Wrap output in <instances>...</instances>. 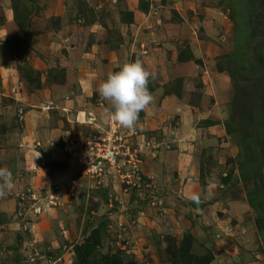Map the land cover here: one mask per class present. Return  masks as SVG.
I'll list each match as a JSON object with an SVG mask.
<instances>
[{"label":"rangeland","instance_id":"374dc122","mask_svg":"<svg viewBox=\"0 0 264 264\" xmlns=\"http://www.w3.org/2000/svg\"><path fill=\"white\" fill-rule=\"evenodd\" d=\"M136 1L0 0V47L13 49L21 59H26L31 50L37 52L42 48L53 57L52 49L60 48L62 44L65 49L75 46L87 49L90 37L99 36L96 38L101 47L94 46L90 55H80L82 66L77 67L79 71H72L66 86L76 87L81 78L83 84L85 80L92 83L91 96L86 84H82L85 90L80 88L79 91L81 98L87 99V105L88 96L94 102L96 122H91L93 115L87 121L92 129L97 127L96 137L113 139L121 150L113 165L100 164V168L105 169L102 178L92 177L93 169L85 158L94 155L86 152L94 137V133L88 131H75L74 140L64 142L66 147L61 148L60 154L56 152L60 156L46 153V157L45 152L40 153L38 161L50 159L51 162L58 157L67 166V171L49 175V169L41 166L36 158L25 161L21 157L23 150L18 148V142L15 143L19 131L15 128L22 126L19 119L14 121L13 118L14 114L20 115L18 118L22 120L25 112L22 106L16 105L14 98L21 93L22 86L17 75H0L1 81L2 78L7 81L0 84V103L13 100V104L5 103L0 107V125L4 123L8 131L5 133L9 134L0 140L14 145L13 151L5 149L7 146L2 147L4 144L0 147V169L10 172L13 184L11 190L4 189L0 195V207L5 204L0 211V222L4 221L0 225V264H79L70 253V243L83 241L90 228L101 221L108 229V236L114 234L118 226L124 229V235L115 233V238L123 243L121 256L128 264H171L166 248L172 242L173 246L178 245L186 232L193 236V254L213 256L209 264H264V240L255 226V219L264 215V207L258 204L264 200V192L256 196L252 208L247 202V193L255 183L238 180L237 166L244 156L241 137L248 134L245 126L248 119H252L253 135L264 140L261 102L252 97L254 89H249L252 98L247 109L243 110L236 102L232 107L231 79L226 72L216 70V63L223 69L226 67L224 55L232 53L234 46L239 44L243 48V41L234 33V20L229 17L232 2L236 0H146L148 14L134 9L133 23L120 21V12L128 10ZM38 7L41 12L36 15L34 11ZM14 11L23 18L29 14L30 20L34 17L33 22H45L37 29L44 27L46 32L35 39L27 37L26 42L20 40L25 36L13 19ZM90 21H96L90 29L94 32L85 27ZM69 22H72L70 29ZM31 27L33 30L32 24ZM29 30L32 33L30 27ZM56 35L62 41L53 43L52 38ZM65 36L74 39L67 42ZM257 39L252 42L253 47ZM188 42L194 60L180 63L175 58L176 51ZM149 48L150 52H144ZM96 51L102 62L94 65L91 72L87 65L92 64L90 59ZM135 54L152 74L149 80L155 92L151 95L152 102L140 112L134 128L126 129L106 118L110 105L97 89L108 73L119 70ZM15 58L10 60V66L22 62ZM239 58L238 54L236 59ZM262 73L264 67H259L254 76ZM239 76L249 77L243 73ZM245 84L240 83L241 86ZM11 115L12 118L5 119ZM81 116V121L86 120V115ZM208 117L219 122L210 129L211 142L196 138L203 133L196 128L199 120ZM190 143L192 145L188 147ZM255 146L259 150V145ZM62 154L67 155L65 162ZM186 154L193 159V164L187 160L181 169L171 165V170L161 172L160 163L172 161L174 164L179 160L178 156ZM16 155H20L22 162L13 164ZM229 171L230 187L221 181ZM187 182L192 183L190 188L198 196V202L185 193ZM26 188L41 196L56 192L58 201L55 205L46 204L45 212L40 216L31 215L26 207L25 215L16 217V193ZM96 189H105L107 193L97 206H92L93 201H98L97 197L92 201L88 195ZM133 194L135 198L131 200ZM155 196L159 202L151 204V200H157ZM109 208L114 212L107 213ZM138 208L143 211L142 215ZM109 249L105 244L101 251Z\"/></svg>","mask_w":264,"mask_h":264},{"label":"crops","instance_id":"0c3cea01","mask_svg":"<svg viewBox=\"0 0 264 264\" xmlns=\"http://www.w3.org/2000/svg\"><path fill=\"white\" fill-rule=\"evenodd\" d=\"M147 2L148 1H146V0H143V4H140L139 0H137L136 3L133 2L132 7H129L128 10L125 9L124 12H120V21H122L123 23H130V24L133 23V21H134L133 10L134 9H135L134 11H138L139 13H142L143 15L148 14L149 7L147 6ZM40 9L41 8L38 7V9L36 10L38 12L34 11V13L36 15H39L41 12ZM33 19H34V17L31 18V20H30V28L32 30V27H31V24H32L34 26L33 30H36V31L33 32V30H32V33H29L28 37L35 39V37L38 34L46 32V30L44 27H43V30L37 29L38 26L43 25L45 22L44 23L43 22L41 23L40 21L33 22ZM48 23H50V20H48ZM95 23H96V21L88 23L85 27H87L88 30H90L92 26H95L94 25ZM46 24H47V22H46ZM67 25L69 26V29H70L72 27V22L67 23ZM49 26L52 27L51 25H49ZM89 32H94V31L90 30ZM21 33H22V31H21ZM22 35H24V34L22 33ZM57 36L58 35H56V37H54V39L52 38L53 43H55V42L57 43V41H59V40L62 41V39L58 38ZM96 36L94 34V37H92V36L90 37L91 43L87 47V49L82 48V46H80V47L75 46V47H70V48L67 47V49H65L64 44H62L60 46V48H57L58 50L52 49L53 53H51V54L53 57H49L47 50L42 48L41 50H38L37 52L35 50L34 51L31 50V54L28 53L26 56V59H24V58L21 59L19 57L21 55H18L17 53H15V51L13 49H11V48L9 49L6 46L0 47V75L2 76V74H4V73H8L9 75L11 74L14 77H16V75H17L18 80L20 81V85L22 86L21 93H19V95L17 97H14V98L16 100L15 101L16 105L22 106V108L25 109V112H23L24 109L20 108L21 111L23 112L22 120H20V118H18V116H20V115L14 114L13 118H14V121L19 119L20 122H18V123H20V126H22L20 129L15 128L16 131L19 130L18 131V137H16L15 143L18 142V144H17L18 148L21 151L23 150L24 153L21 154V157L23 156L25 158V161H27L28 158H31V157L36 158L35 160L38 161L40 158V153L42 151L43 152L41 153V155H43L45 152L46 157L48 155L46 153H49V154L50 153L55 154L56 152L59 153L62 150L61 148L64 149V147H66L64 142H68V140L69 141L74 140L73 136L75 135V133H74L75 131H78V132H81V131L87 132L88 131V132H92V133H94L96 131L95 129L97 127L92 129L90 127L91 124H89V122L87 121V119L90 118V116L92 117V115L94 113V109H93L94 108V106H93L94 102L89 100V98L91 96L90 91L92 90L91 88L93 87L92 83H90L89 80H88V82H86V80L84 79L85 83L83 84L82 78H81V79H79V82H78L79 85H77L76 87L70 85V87L68 88L66 86L67 85L66 82L68 81L67 78L70 76L72 71L77 72V71H79L77 67L82 66V63H80L81 62V56L80 55L81 54L82 55H90L95 49V48H93L94 46L101 47L100 43L98 41V38H96ZM97 37H99V36H97ZM19 39L23 40L24 37L21 36ZM73 39H74L73 36H69V37L65 36L64 40L67 42H70V41L72 42ZM187 46H188V49L190 50V52L192 54L193 51L191 49L190 42H188V44L185 45V47H187ZM64 49H65V51H64ZM97 50H99L100 53L102 52L101 48H99ZM22 51H24V50H22ZM178 51H176V57H177ZM99 52L96 51L94 57L92 59H90L92 64L87 65V63H85L87 65V67H89L91 72L94 71V65H97L98 63L102 62L101 61L102 59L100 58L101 56H100ZM144 52H150V48L146 49V50L144 49ZM7 55L9 58H7ZM95 56L98 58L95 59ZM133 56L134 57L131 58L129 60V62L130 61H139L140 62L141 59L137 54H135ZM14 57H16L15 58L16 60L18 58L22 62L18 63V65H16V66L15 65L10 66L9 62H10V60H13ZM77 60H78V63H76ZM192 60H194V59H192ZM88 62H90V61H88ZM187 62L188 61L180 62V63H187ZM75 68H76V70H75ZM218 73H222V72H218ZM88 78H89V76H88ZM1 82L5 83L7 81L5 78H2V81H1V78H0V84H1ZM148 82H150L149 87H151V90L149 91V93L152 95V94H154L155 91L151 85V80H148ZM82 84L83 85L86 84V90L90 95V96H88L89 97L88 98V103H89L88 105L86 102L87 99H82L81 96L79 95V91L85 90L84 89L85 87ZM80 88H81V90H80ZM88 93H86V94H88ZM1 99L2 98L0 97V100ZM5 103H8L9 105H11V103L13 104V100L8 99V100H6ZM5 103H0V107L4 106ZM91 106H93V107H91ZM191 107H193V106H191ZM3 112H5V110H3ZM81 114L86 115V116H84V118H86V120L83 119L84 121H81L82 120ZM2 118L3 117H1V119ZM10 118H12V115H11V117H9V118L7 117L5 119H10ZM92 118H93V121H91V122L92 123L96 122L94 115ZM206 119H210L216 123L213 125H205L202 123V121L204 119H201L202 121L199 120V122H198L199 125L196 128L198 130H203V133L200 136L196 135V138L204 139V141H206V142H211L213 137L211 136L212 132H210V129L213 126L218 125L219 122L217 120L211 119L210 117H208ZM82 122H84V123H82ZM3 124L4 123H2L0 125V137L9 136V134L6 135L7 133H5V132H8V131L6 130L5 125H3ZM17 126L18 125H16V127ZM97 131H100V129H98ZM188 131L190 132L191 129ZM95 133H97V132H95ZM95 133L92 135L96 136L97 134H95ZM75 140H76V138H75ZM77 140H79V139H77ZM10 145H11V147H9ZM191 145H192V143L188 144V147H190ZM1 146L2 147L7 146V148H5V149L12 150V151L14 149V145L11 142L3 143L2 140H0V147ZM51 154H50V156H51ZM59 154H57V155L60 156ZM188 155H189V153H188ZM16 156H15V160L13 161V164H16V162L21 163L22 160H21L20 155H16ZM62 156H63V158H64L63 160L65 162V159H67V155L65 154V156H64L62 154ZM19 157H20V160H19ZM178 158H179V160H177L176 163H174V164L172 163V161L165 162L164 164L166 165V167H164V164L162 165V163H160V168H162L161 172H163L164 170H167V171L169 169L171 170V168H172L171 165L173 166V168H175V166H176L179 169H181V168H183V166H184L183 164L185 163V161L190 160V162L192 163V160H193V159H191L190 156H187V154L184 157L178 156ZM40 160H41V162L40 161H38V162L41 163V166L45 165L49 169V172H50L49 175L52 173L56 174V173L62 172L64 170L65 171L68 170L67 166L64 165V163H62V160L58 157L55 159H52V160H55V161H51L52 163L49 162L50 159L48 161H44L43 159H40ZM0 183H1V181H0ZM186 185H187L188 189H185L184 191L188 196H190L193 194V191L190 188V187H192V183L187 182ZM106 193L107 192L105 189H96L93 191L91 190L90 194L88 195V199L93 201L95 199V197H97V200H98L96 202L93 201L94 203L92 206H97V203L100 202L101 198L105 197ZM184 196H186V195H184ZM155 198L157 200H151V204H155V203L158 204L159 199L156 196H155ZM185 198H188V197L186 196ZM81 200H83V199H81ZM199 202H202V201L200 200ZM202 203H200V204H202ZM1 206L2 207H0L1 208L0 211L3 210L5 204L1 205ZM196 206L201 207V205H196ZM109 209H111V208H109ZM139 209L140 208H138L137 211H139ZM110 212H114L113 209L108 210L107 213H110ZM142 213H143V211H139V214L142 215ZM2 224H0V225H2ZM95 227L90 228V230L86 233V236ZM104 227H106V225ZM107 230L108 229L106 227L105 231H107ZM123 230H124L123 228H119V226H118L116 228L114 234L108 236L107 233H105L103 240H102V243L96 252L97 255L103 254V253H113L116 250H123L124 247L121 246V244H123V243L120 244V242H118L119 240H116V238H115V233H119L118 236H120V234L124 235ZM60 237H61V235H60ZM181 238H182V236H181ZM71 239L72 238L70 237V240ZM81 242L70 243L69 248L72 250L70 253H72L74 255L75 259H76V256H75L74 246L77 244H80ZM105 244L108 245L112 250L109 249V251H106V250L101 251L102 246ZM97 255H95V256H97Z\"/></svg>","mask_w":264,"mask_h":264},{"label":"trees","instance_id":"16d2710c","mask_svg":"<svg viewBox=\"0 0 264 264\" xmlns=\"http://www.w3.org/2000/svg\"><path fill=\"white\" fill-rule=\"evenodd\" d=\"M31 2L33 0H30ZM140 4H143V0H139ZM236 0L232 2V8L230 9V18L234 20L235 35L242 42V47L239 44L234 46L232 53H226V67H223L216 63L217 72H226L231 79V86L234 91L230 104L232 107L240 104L243 110L247 109V105L250 103L251 98H256L261 102L260 108L264 115V73L261 76H254L259 67H264V0ZM34 9V6L31 7ZM261 15V17H260ZM25 18V19H24ZM24 18L14 11L13 19L17 23L18 27L24 34V42L29 34L30 19L29 14ZM129 18V17H128ZM24 20V21H23ZM86 22V24L91 23ZM238 30V32H237ZM259 38V39H257ZM257 39L255 46L252 42ZM253 47V48H249ZM240 58L237 60V55ZM194 59L188 46L180 49L177 53L176 60L178 62H186ZM241 60V61H240ZM249 75V77L239 76L240 74ZM241 77V78H240ZM241 82H245L243 89L240 85ZM147 82L148 92L151 90ZM247 85V86H246ZM249 89H254L253 96L249 94ZM250 110V106H249ZM245 115V113H242ZM246 117V116H245ZM247 119V117H246ZM248 124H245L248 134L242 135L241 141L244 147V156L238 161V180L254 182V186L248 191L247 202L252 205L256 199V196H260L261 192H264V140L251 132L252 119L247 120ZM264 122V121H262ZM205 125H213L216 122L210 119H204L202 121ZM262 124V123H261ZM244 126V125H243ZM263 126V125H262ZM227 129V125H226ZM264 129V127H262ZM259 145L258 147L255 145ZM231 177V171L225 174L221 181L230 187L229 179ZM257 181L259 182L257 184ZM131 200L135 198V195H131ZM264 199V198H263ZM258 204H262L264 207V200L259 201ZM264 213V209H263ZM263 217V218H262ZM255 219V226L260 232L264 240V215ZM4 221L0 222V224ZM106 233L104 222H99L91 232L84 237L80 244L74 246L76 262L79 264H128L121 256L122 250H116L113 253H103L97 255V250L100 247L104 234ZM193 242V236L190 233L183 234L178 245L173 246V242L166 248L168 257L171 264H209L213 259L211 254H193L191 252ZM97 255V256H95Z\"/></svg>","mask_w":264,"mask_h":264},{"label":"clouds","instance_id":"9594fccd","mask_svg":"<svg viewBox=\"0 0 264 264\" xmlns=\"http://www.w3.org/2000/svg\"><path fill=\"white\" fill-rule=\"evenodd\" d=\"M151 73L139 61L123 63L119 70L110 72L99 84L98 94L109 102L110 108L105 114L121 127L133 129L140 112L152 102V96L147 90V82ZM0 195L3 190H11V174L7 169H0ZM198 202L195 194L189 197Z\"/></svg>","mask_w":264,"mask_h":264},{"label":"built area","instance_id":"2783aa9c","mask_svg":"<svg viewBox=\"0 0 264 264\" xmlns=\"http://www.w3.org/2000/svg\"><path fill=\"white\" fill-rule=\"evenodd\" d=\"M88 144H89L88 150L86 152L89 151V152H93L94 154L92 155L93 157H89V158L85 156L86 160L89 161L90 167L93 169V171H91L92 177L95 176L96 178L97 177L102 178V175L105 169H101L100 166L102 165V163L113 165L112 162L118 161L117 158L121 152L120 145L114 144L113 139L111 138L103 139V138L96 137V136H94L91 139L90 143ZM95 160H96V163H95ZM106 172L109 173L108 168H106ZM55 193L56 192H49L45 196L35 195L36 193L33 192L32 189L30 188H26L22 192L16 193L15 199L17 198L18 200L17 202L18 206L15 211L16 217L24 216L25 215L24 211L26 207L31 215L40 216L41 214H43V212H45L46 204L55 205L54 204L55 201L57 203L58 196H56ZM26 203H27V206L25 205Z\"/></svg>","mask_w":264,"mask_h":264}]
</instances>
